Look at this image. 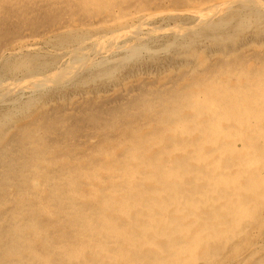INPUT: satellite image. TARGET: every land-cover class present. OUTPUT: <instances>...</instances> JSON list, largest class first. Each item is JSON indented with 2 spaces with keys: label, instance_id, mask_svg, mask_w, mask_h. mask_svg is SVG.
Returning a JSON list of instances; mask_svg holds the SVG:
<instances>
[{
  "label": "rangeland",
  "instance_id": "obj_1",
  "mask_svg": "<svg viewBox=\"0 0 264 264\" xmlns=\"http://www.w3.org/2000/svg\"><path fill=\"white\" fill-rule=\"evenodd\" d=\"M38 198L49 217L31 210ZM0 255L264 264V0H0Z\"/></svg>",
  "mask_w": 264,
  "mask_h": 264
},
{
  "label": "bare ground",
  "instance_id": "obj_2",
  "mask_svg": "<svg viewBox=\"0 0 264 264\" xmlns=\"http://www.w3.org/2000/svg\"><path fill=\"white\" fill-rule=\"evenodd\" d=\"M223 4V3H222ZM249 6V5H248ZM213 10V9H212ZM201 25V24H200ZM110 38V37H109ZM100 49V48H99ZM82 50H84V49H82ZM81 50V51H82ZM84 52V51H83ZM82 56H85V55H82ZM82 56H80L81 58H80V60H83V59H85V57H82ZM77 59V58H76ZM85 62V61H84ZM74 63H75V61H74ZM75 70V69H74ZM65 76V75H64ZM42 78V80L44 81L45 80V78H43V77H40V79ZM48 80V79H47ZM42 81V82H43ZM11 88V87H10ZM181 101V100H180ZM174 103V102H173ZM175 104V103H174ZM179 104H180V102H177L176 104H175V107L171 110H169V108L167 109L168 111H167V116H169V118H168V120H167V123H168V125L170 126V128L172 127H174V125H172V123H173V116H174V114H176L177 113V110H179L180 109V106H179ZM182 104V103H181ZM182 109H183V107H182ZM172 112V113H171ZM163 114V113H162ZM180 115V114H179ZM162 116V115H161ZM163 116H165V115H163ZM176 117H177V115H176ZM182 117H184L183 116V114H182ZM181 117V118H182ZM162 118V117H161ZM175 119V118H174ZM177 119V118H176ZM189 119H191V118H189ZM166 120V119H165ZM179 120V119H178ZM165 122V121H164ZM180 123H182V122H180ZM186 124V123H185ZM184 124V125H185ZM167 125V124H166ZM165 125V126H166ZM187 125H189V124H187ZM160 126V125H159ZM162 126V125H161ZM158 127V126H157ZM163 127V126H162ZM168 127V126H167ZM183 127V126H182ZM197 128V127H196ZM162 129H164V128H162ZM168 129V128H167ZM167 129H165V130H167ZM182 129V128H181ZM157 130V129H156ZM186 130V129H185ZM192 130V129H191ZM162 131V130H161ZM156 132V131H155ZM157 132H158V130H157ZM167 132V131H166ZM171 132V131H170ZM191 132V131H190ZM189 132V133H190ZM161 133V132H160ZM159 133V134H160ZM165 133V132H164ZM188 133V134H189ZM174 134V133H173ZM185 134V133H184ZM183 134V135H184ZM143 135V134H142ZM176 135V134H175ZM186 135V134H185ZM197 135V134H196ZM164 136V135H163ZM171 136H173L172 134H171ZM188 136V135H187ZM191 136V135H190ZM190 136H188V137H190ZM174 138V137H173ZM172 138V139H173ZM190 142H192V141H190ZM195 142V141H194ZM175 145H176V143H175ZM196 145H197V143H196ZM146 146V145H145ZM149 146H150V143H149ZM182 146V145H181ZM189 146V145H188ZM197 146H199V145H197ZM158 147H160V146H158ZM157 147V148H158ZM161 147H162V145H161ZM160 147V148H161ZM155 148V147H154ZM189 148V147H188ZM191 148H193V147H191ZM199 148V147H198ZM198 148H197V150H198ZM151 152V151H150ZM195 153V152H194ZM197 155L198 156H196L197 158H198V160H199V152L197 153ZM115 157V156H114ZM188 157H189V155H188ZM196 159V158H195ZM172 160V159H171ZM190 160V159H189ZM193 159H191V161H192ZM197 160V159H196ZM132 161V160H131ZM170 161V160H169ZM168 161V162H169ZM41 163V162H40ZM129 163V162H128ZM132 162H130V164H131ZM178 163V162H177ZM198 163H199V161H198ZM149 164V163H148ZM42 165V164H41ZM119 164H117V166H118ZM135 165V164H134ZM169 165V164H168ZM43 166H44V164H43ZM111 166V165H110ZM133 166V165H132ZM190 166V165H189ZM44 167H46V166H44ZM172 167V166H171ZM175 167V166H174ZM193 167V166H192ZM141 168V167H140ZM153 168V167H152ZM102 169V168H101ZM143 169V168H142ZM166 169H168V168H166ZM172 169V168H171ZM175 169H178V168H175ZM188 168L187 167H184V168H180V170H179V172H178V174L179 173H182L183 174V172L185 171L186 172V170H187ZM199 169V168H198ZM138 170H140L139 168H138ZM146 170V169H145ZM149 170H150V168H149ZM173 170H174V168H173ZM192 170H194V169H192ZM196 170V169H195ZM175 171V170H174ZM137 172V171H136ZM173 172V171H172ZM198 172L199 171H196V173H197V175L199 176V174H198ZM98 173H99V171H98ZM101 173H103V172H101ZM115 173V172H114ZM132 173V169H129L128 168V170H126L125 171V174L126 175H130ZM174 173V172H173ZM176 173V172H175ZM188 173H190V172H188ZM194 173V172H193ZM135 173L133 172L130 176L132 177L131 179H134L135 177H136V175H134ZM150 174H153V172H151V171H149V173L147 174V175H150ZM75 175V174H74ZM118 175V174H117ZM120 175H121V173H120ZM188 175V174H187ZM85 176V175H84ZM102 176H105V175H102ZM186 176V175H185ZM67 177V178H66ZM66 177H64V178H62V179H60V181H58L59 182V184L61 185L63 182L65 183V184H67L68 185V188L69 187H71L73 184H74V181H73V179H75V177L72 175L70 178L68 177V176H66ZM115 177V176H114ZM126 177V176H125ZM139 178H140V176H139ZM149 178V177H148ZM83 179V178H82ZM129 179V178H128ZM43 180V179H42ZM81 180V179H80ZM137 180V179H136ZM170 180V179H169ZM43 181H45V179L43 180ZM163 181V180H162ZM85 182V181H84ZM117 182H119V181H117ZM195 182V181H194ZM193 182V183H194ZM30 183V182H29ZM32 183V182H31ZM43 183V182H42ZM77 183V182H76ZM113 183V182H112ZM115 184V183H114ZM143 184H144V182H143ZM146 184V183H145ZM42 185H44V183L42 184ZM42 185H41V187H42ZM82 185V184H81ZM80 185V186H81ZM111 185V184H110ZM120 185V184H119ZM57 186H59V185H57ZM82 186H84L85 187V185H82ZM114 186H116V185H114ZM145 186V185H144ZM147 186V185H146ZM26 187H28V185L26 186ZM32 187V186H31ZM147 187H149V186H147ZM129 188L131 189V187L129 186ZM146 188V187H145ZM59 189V188H58ZM118 189V188H117ZM140 189V188H139ZM148 189V188H147ZM26 190H29L28 188L26 189ZM70 190V189H69ZM82 190V189H81ZM95 190H97L96 188H95ZM141 190H142V188H141ZM140 190V192L139 191H137V190H134L133 192H134V196H140L141 194H143V193H141L142 191ZM148 190H150V188L148 189ZM166 190V189H165ZM172 190V189H171ZM31 191H32V189H31ZM83 191V190H82ZM126 191V190H125ZM136 191V192H135ZM58 192H60V191H58ZM97 192V191H96ZM166 192V191H165ZM52 193V192H51ZM83 193H85V192H83ZM159 193V192H158ZM167 193H168V191H167ZM190 193V192H189ZM58 195V197L57 198H59V193H57ZM77 194L78 195H80L81 197H83L84 195L82 194V193H79V192H77ZM91 194V193H90ZM96 194V193H95ZM123 194V193H122ZM153 194V193H152ZM156 194V193H155ZM32 195V194H31ZM53 195H55V194H53ZM83 195V196H82ZM89 195V194H88ZM97 195H98V193H97ZM100 195L101 194H99L97 197H99L100 198ZM148 195V194H147ZM158 195V194H157ZM166 195H168V194H165V196ZM26 196V195H25ZM33 196V195H32ZM48 196V195H47ZM79 196V197H80ZM85 196H87V195H85ZM119 196V195H118ZM131 196V195H130ZM142 196V195H141ZM178 196V195H177ZM176 196V197H177ZM27 197V196H26ZM55 197V196H54ZM126 197V196H125ZM132 197V196H131ZM145 197V196H144ZM147 197H149V196H147ZM167 197V196H166ZM224 197V196H223ZM30 198V197H29ZM32 198V197H31ZM37 198V197H36ZM56 198V199H57ZM71 198H73V197H71ZM118 198H121V197H118ZM167 198H169V197H167ZM60 199H61V197H60ZM59 199V200H60ZM74 199V198H73ZM73 199H71V200H73ZM117 199V198H116ZM140 199V198H139ZM148 199V198H147ZM146 198H145V200H147ZM154 199V198H153ZM162 199V198H161ZM160 199V200H161ZM179 199V198H178ZM222 199V198H221ZM80 200H82V199H80ZM144 200V199H143ZM152 200V199H151ZM165 200V199H164ZM61 201V200H60ZM63 201V200H62ZM68 201V200H67ZM74 201H76V198H75V200ZM86 201V200H85ZM84 201V202H85ZM108 201V200H107ZM148 201V200H147ZM176 201H177V199H176ZM49 202L50 201H47L45 198H38L36 201H35V204H36V206H35V204H34V206L31 208V210L32 211H36V213L38 214V215H41V216H43V215H46L47 217H49L48 215H50V208H49ZM65 202V201H64ZM81 202V201H80ZM79 202V203H80ZM101 202V201H100ZM126 201H124L123 203L120 201V202H118L119 204H118V206H119V208L120 209H122V211L125 213V215H126V213H128L129 212V210H130V208H128L127 206H128V204L127 203H125ZM142 202V201H141ZM156 202V201H155ZM159 202V201H158ZM161 202L162 201H160L159 202V205L161 204ZM179 202V201H178ZM61 203V202H60ZM67 203V202H66ZM76 203V202H75ZM94 203V202H93ZM133 203H135V201L133 202ZM164 203V202H163ZM162 203V204H163ZM166 203V202H165ZM77 204V203H76ZM89 204H91V203H89ZM97 204V203H96ZM102 204V203H101ZM143 204V203H142ZM149 204V203H148ZM68 205V204H67ZM156 205V204H155ZM158 205V204H157ZM79 207H80V205H78ZM93 206V205H92ZM109 206V205H108ZM107 206V207H108ZM113 207H114V205H112ZM116 206V205H115ZM136 206V205H135ZM169 206V205H168ZM167 206V207H168ZM173 206H175V205H173ZM72 207V206H71ZM129 207H134V206H129ZM149 207H151V205L149 204ZM69 208V207H68ZM87 208V207H86ZM91 208V207H90ZM93 208V207H92ZM117 208V207H116ZM143 208H144V206H143ZM179 208V207H178ZM72 209V208H71ZM71 209H69V210H71ZM89 209V208H88ZM103 209V208H102ZM137 209H139V208H137ZM164 209V208H163ZM180 209V208H179ZM52 210H54V207L52 208ZM66 210V209H65ZM133 210H135V209H133ZM140 210H142V208H140ZM151 210H152V208H151ZM181 210V209H180ZM85 211H86V209H85ZM99 211H100V209H99ZM113 211V210H112ZM117 211V210H116ZM132 211V210H131ZM177 211V210H176ZM184 211V210H183ZM67 212H69V211H67ZM88 212V211H87ZM87 212H86V214H87ZM102 212H106V211H102ZM139 212V211H138ZM54 213V212H53ZM70 213V212H69ZM69 213H67V214H69ZM92 213V212H91ZM96 213V212H95ZM94 213V214H95ZM100 213V212H99ZM180 213H181V211H180ZM72 215H74L73 213H71ZM90 214V213H89ZM115 214H118V213H115ZM131 214V213H130ZM134 214V213H133ZM138 214V213H137ZM151 214V213H150ZM157 214H159V213H157ZM56 215V214H55ZM61 215V214H60ZM63 215V214H62ZM70 215V214H69ZM79 215V214H78ZM78 215H77V217H78ZM99 215V214H98ZM97 215V216H98ZM103 215V214H102ZM101 215V216H102ZM145 215V214H144ZM166 215V214H165ZM96 216V217H97ZM132 216V215H131ZM138 216V215H137ZM148 216H150V215H148ZM158 216V215H157ZM160 216V215H159ZM71 217H73V216H71ZM76 217V216H75ZM76 217V218H77ZM81 217H83V216H81ZM80 217V218H81ZM95 217V218H96ZM99 217V216H98ZM106 217V216H105ZM108 217H110V216H108ZM107 217V218H108ZM132 217H134V216H132ZM139 217V216H138ZM53 218H55V216L53 217ZM85 218V217H84ZM87 218V217H86ZM85 218V219H86ZM92 218H93V216H92ZM92 218H90V219H88V221L89 220H91ZM140 218V217H139ZM152 218H154V215H153V217ZM160 218V217H159ZM162 218V217H161ZM164 218V217H163ZM199 218V217H198ZM79 219V218H78ZM97 219V218H96ZM100 219H102V218H100ZM106 219V218H105ZM109 219V218H108ZM134 219V218H133ZM145 219V218H144ZM150 219V218H149ZM148 219V220H149ZM94 220V219H93ZM114 220V219H113ZM154 220H155V218H154ZM183 220V219H182ZM36 221V220H35ZM39 221V220H38ZM112 221V220H111ZM131 221V220H130ZM137 221V220H136ZM151 221V220H150ZM149 221V222H150ZM162 221V220H161ZM79 222H81V221H79ZM92 222V221H91ZM122 222V221H121ZM153 222H157V221H153ZM167 222V221H166ZM82 223V222H81ZM85 223V222H84ZM95 223H97V222H95ZM102 223V222H101ZM111 223V222H110ZM115 223V225H116V222H113V224ZM118 223V222H117ZM152 223V222H151ZM169 223V222H168ZM17 224V223H16ZM94 224V223H93ZM93 224H91V225H93ZM165 224V223H164ZM78 225H80V223L78 224ZM89 225V224H88ZM97 225V224H96ZM106 225V224H105ZM142 225V224H141ZM140 225V226H141ZM21 226V225H20ZM31 226V225H30ZM42 225H40V224H38V225H36L33 229H34V232L30 235V237H33V240H34V242H38V241H40L41 239H42V237H41V233H43V229H42V227H41ZM90 226V225H89ZM89 226H87V227H89ZM100 226V225H99ZM109 226V225H108ZM117 226V225H116ZM115 226V227H116ZM122 226V225H121ZM136 226V225H135ZM143 226V225H142ZM158 225H156V227H157ZM77 227H79V226H77ZM82 227V226H81ZM86 227V228H87ZM93 227H94V225H93ZM96 227V226H95ZM139 227V226H138ZM153 227V226H152ZM162 227V226H161ZM168 227H170V226H168ZM84 228V227H83ZM102 228V227H101ZM139 228H141V227H139ZM150 228V227H149ZM18 229V230H17ZM16 230L18 231V234H20V236H23L22 234V230L20 229V228H17ZM76 229H78V228H76ZM107 229V228H106ZM131 229V228H130ZM143 229V228H142ZM148 229V228H147ZM154 229V228H153ZM15 230V229H14ZM26 230V229H25ZM80 230V229H79ZM94 230V229H93ZM97 230V229H96ZM93 231V232H97V231ZM110 230H111V228H110ZM113 230V229H112ZM127 230V229H126ZM132 230V229H131ZM152 230V228H150V229H148V233H147V230H146V228H144V230H140V233L141 234H143V235H145V234H149V233H151L150 231ZM155 230V229H154ZM153 230V231H154ZM180 230V229H179ZM13 231V230H12ZM82 231V230H81ZM80 231V232H81ZM87 231V230H86ZM121 231V230H120ZM170 231H171V229H170ZM80 232L78 233L77 232V237L80 239V240H84V241H86V239H85V237L83 236V235H80ZM88 232H89V230H88ZM92 232V233H93ZM109 232V231H108ZM124 232H126V231H124ZM199 232V231H198ZM83 233V232H82ZM98 233V232H97ZM111 233V232H110ZM119 233V231H117V233H115V235L116 234H118ZM154 233V239L153 240H149V242L152 244V246H154L153 248H155L156 249V251H154V252H158V251H160V249L161 248H159L160 247V245H159V241H158V237H156V236H158L159 234L157 233V231H154L153 232ZM169 233V232H168ZM167 233V236L169 235ZM171 233V232H170ZM18 234H16L17 235V237L19 236ZM112 234H114L113 232H112ZM124 234V233H123ZM119 235L117 238L119 239V240H123V241H133L134 239L133 238H135V236L134 235H131V234H128V232H126L124 235ZM137 234V233H136ZM140 234V235H141ZM157 234V235H156ZM15 235V236H16ZM91 235H94V233L93 234H91ZM99 235H101V234H98L97 236L98 237H100ZM117 236V235H116ZM137 236L139 237V234H137ZM149 236V235H148ZM166 236V237H167ZM172 236V235H171ZM45 237V236H44ZM43 237V238H44ZM162 237V236H161ZM111 238V237H110ZM137 238V237H136ZM140 238V237H139ZM138 238V239H139ZM162 238H164V237H162ZM115 239V238H114ZM141 239V238H140ZM182 239V238H181ZM24 239H22V241H23ZM26 241H28L27 239H26ZM116 242H117V240H115ZM122 241V242H123ZM89 242V241H88ZM167 242H168V240H167ZM172 242V241H171ZM58 243V242H57ZM90 243V242H89ZM89 243H87V244H89ZM137 243V242H136ZM25 244V243H24ZM85 244V243H84ZM92 244V243H91ZM118 244H120V246H121V242H119V243H117V245ZM123 244V243H122ZM147 244V243H146ZM197 244V243H196ZM10 246H8L9 248H6V249H8V250H10L11 248H12V246H11V244H9ZM78 244H76V246H77ZM81 245V244H80ZM14 246V245H13ZM92 246V245H91ZM26 247V246H25ZM29 247V246H28ZM62 247V246H61ZM78 247V246H77ZM77 247H73L72 245L71 246H68V247H64L63 248V252L64 253H67V252H69V253H71V255L70 256H73V255H78V249H77ZM118 247V246H117ZM165 247V246H164ZM198 247V246H197ZM18 248L20 249V248H23V247H21V246H19V244H18ZM30 248V247H29ZM73 248H74V250H73ZM82 248V247H81ZM80 248V249H81ZM95 248V247H94ZM140 248V247H139ZM163 248V247H162ZM168 248V247H167ZM166 248V249H167ZM170 248H172V247H170ZM176 248V247H175ZM195 248H196V245H195ZM14 249V248H13ZM24 249V248H23ZM31 249V248H30ZM77 249V250H76ZM80 249H79V251H80ZM86 249V248H85ZM134 249V248H133ZM16 250V249H15ZM73 250V251H72ZM119 250H121V249H119ZM123 250V249H122ZM121 250V251H122ZM147 250H149V249H147ZM165 250V249H164ZM179 250V249H178ZM197 250V249H196ZM11 251V250H10ZM19 250H17V252H18ZM23 251H25V249L23 250ZM116 251V250H115ZM121 251H120V254H122L121 253ZM125 251V250H124ZM137 251V250H136ZM139 251V250H138ZM13 252V251H12ZM152 252V251H151ZM197 252V251H196ZM14 253V252H13ZM29 253H30V251H29ZM147 253V252H146ZM9 254V253H8ZM17 254V253H16ZM19 254V253H18ZM17 254V255H18ZM34 254H36V252L34 253ZM40 256H44L42 253H38ZM68 254V253H67ZM113 254V253H112ZM115 254V253H114ZM127 254H129V253H127ZM131 254V253H130ZM145 254V253H144ZM147 254H149V253H147ZM152 254V253H151ZM158 254V253H157ZM191 254V253H190ZM21 255V253L19 254V256ZM39 255H38V257H39ZM69 255V254H68ZM82 255V254H81ZM110 255V254H109ZM124 255H126V254H124ZM154 255V254H153ZM1 256V255H0ZM46 256V255H45ZM114 256V255H113ZM115 256H116V254H115ZM123 256V255H122ZM131 256V255H130ZM158 256V255H157ZM160 256V258H161V255H159ZM194 256V255H193ZM49 257V256H48ZM67 257H69V256H67ZM75 257V256H74ZM149 257V256H148ZM1 258V257H0ZM6 258V257H5ZM116 258H118V257H116ZM115 258V259H116ZM123 257H121V259H122ZM127 258V257H126ZM125 258V259H126ZM135 258V257H134ZM146 258V257H145ZM153 258H154V256H153ZM187 258V257H186ZM39 259V258H38ZM41 259V258H40ZM39 259V260H40ZM156 259V258H155ZM1 260V259H0ZM3 260V259H2ZM7 260H10V259H7ZM86 260V259H85ZM110 260H113V258L112 259H110ZM142 260V259H141ZM144 260V259H143ZM31 261V260H30ZM43 261V260H42ZM46 261V260H45ZM114 261V260H113ZM112 261V262H113ZM122 261V260H121ZM130 261H131V257H130ZM145 261V260H144ZM147 261V260H146ZM155 261V260H154ZM157 261V260H156ZM27 262H29V261H27ZM120 262V261H119ZM126 262H128V261H126ZM2 263V262H1ZM46 263V262H45ZM44 263V264H45ZM3 264V263H2ZM5 264V263H4Z\"/></svg>",
  "mask_w": 264,
  "mask_h": 264
}]
</instances>
